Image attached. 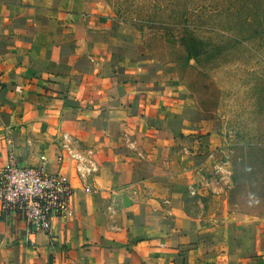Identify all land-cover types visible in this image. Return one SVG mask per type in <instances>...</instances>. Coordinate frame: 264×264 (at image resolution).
<instances>
[{
	"label": "crops",
	"instance_id": "crops-1",
	"mask_svg": "<svg viewBox=\"0 0 264 264\" xmlns=\"http://www.w3.org/2000/svg\"><path fill=\"white\" fill-rule=\"evenodd\" d=\"M96 1L0 0V171L43 165L73 187L50 233L30 234L0 203V264L231 263L189 245L183 208L156 197L166 178L148 151L174 138L173 93L121 50ZM252 226L236 250L264 264Z\"/></svg>",
	"mask_w": 264,
	"mask_h": 264
},
{
	"label": "rangeland",
	"instance_id": "rangeland-1",
	"mask_svg": "<svg viewBox=\"0 0 264 264\" xmlns=\"http://www.w3.org/2000/svg\"><path fill=\"white\" fill-rule=\"evenodd\" d=\"M98 1L121 50L173 93L174 138L148 151L166 178L156 197L183 208L189 245L245 264V227L264 236V0Z\"/></svg>",
	"mask_w": 264,
	"mask_h": 264
},
{
	"label": "built area",
	"instance_id": "built-area-1",
	"mask_svg": "<svg viewBox=\"0 0 264 264\" xmlns=\"http://www.w3.org/2000/svg\"><path fill=\"white\" fill-rule=\"evenodd\" d=\"M72 193L66 179L47 172L43 165L26 166L13 159L0 171L2 211L23 219L30 234L50 233L54 222L64 217Z\"/></svg>",
	"mask_w": 264,
	"mask_h": 264
}]
</instances>
